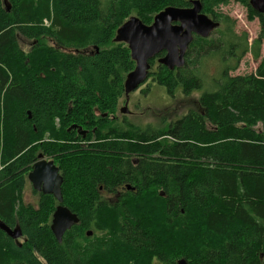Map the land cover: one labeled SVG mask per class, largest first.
<instances>
[{
	"label": "trees",
	"instance_id": "trees-1",
	"mask_svg": "<svg viewBox=\"0 0 264 264\" xmlns=\"http://www.w3.org/2000/svg\"><path fill=\"white\" fill-rule=\"evenodd\" d=\"M190 1L8 0V11L0 0V221L24 239L0 229V264H264V58L254 74L231 75L264 47V15L249 0L252 43L213 10L229 0H201L218 37L195 36L181 69L150 61L154 83L172 98L200 92L196 106L161 127L112 119L135 68L118 28ZM210 58L221 71L209 87ZM39 155L59 168L80 219L61 244L54 197L23 201Z\"/></svg>",
	"mask_w": 264,
	"mask_h": 264
},
{
	"label": "water",
	"instance_id": "water-1",
	"mask_svg": "<svg viewBox=\"0 0 264 264\" xmlns=\"http://www.w3.org/2000/svg\"><path fill=\"white\" fill-rule=\"evenodd\" d=\"M10 11L8 0H3ZM251 8L258 14L264 15V0H249ZM190 7L179 8L169 6L158 13L151 25L144 24L138 17H130L116 32L115 43H124L128 46L135 68L125 80L124 89L126 104L121 113L127 115L130 95L136 91L149 77L151 70L150 61L158 55V63L170 71L181 69L185 66V56L195 36L207 39L221 26L220 22L209 18L203 13L201 0H191ZM77 126H72L76 129ZM82 130V129H81ZM79 130L83 136L85 133ZM28 181L34 191L52 195L57 202L51 222V231L58 243H62L66 232L78 225L80 219L64 205L62 186L64 178L53 160H47L39 155L29 173ZM128 190H134L130 185ZM0 229L14 239L19 246L23 236L19 226L11 229L0 221ZM92 232H88L90 237ZM178 264H187L184 259Z\"/></svg>",
	"mask_w": 264,
	"mask_h": 264
},
{
	"label": "rangeland",
	"instance_id": "rangeland-1",
	"mask_svg": "<svg viewBox=\"0 0 264 264\" xmlns=\"http://www.w3.org/2000/svg\"><path fill=\"white\" fill-rule=\"evenodd\" d=\"M213 10L221 15L228 16L229 18H231L232 21H235V31L239 34L246 32L249 36L250 43H252L259 36V19L254 18L251 20L249 18V7L241 0H229L226 4L216 5L215 7H213ZM208 17L213 19V17L211 16ZM45 24H47V21H45ZM212 37L217 38L218 34L214 32V34H212ZM22 46L26 51H28L30 43L27 42L26 45L22 44ZM263 58L264 47H262L261 59L259 61H255L250 53L247 54L241 61L238 69L232 72L231 75L245 76L254 74L257 71V68ZM203 71H205L209 78H205L209 87L211 85H214L213 81L210 79L215 77L216 75H219L221 71L220 62L211 58L207 59L204 64ZM200 94V92H195L191 96L186 97L181 94L180 90H178V92H176L175 97L172 98L168 95L166 88L157 85L152 81V78L148 77L146 82L143 83L137 89V91L133 92L130 96L131 102L128 106V109L132 114H127L126 116H123L120 113V110L125 106V96H123L118 101L117 109L114 115L118 118L117 121L119 123H127L133 125L137 124L141 126L150 124L155 127H161V120L163 118H167L168 121H174L175 119L180 118L182 115L187 113L190 108L196 106ZM57 125L58 124H56V126ZM157 191L161 195V190L157 189ZM23 201L24 204L32 205L36 208L39 207V203L41 202V197L39 193L36 192L35 194L29 181L24 191ZM156 219L158 218L156 217ZM157 221H159V219ZM21 242H23L22 239ZM138 257H133L131 259L129 257L128 261L132 260V262H135Z\"/></svg>",
	"mask_w": 264,
	"mask_h": 264
},
{
	"label": "flooded vegetation",
	"instance_id": "flooded-vegetation-1",
	"mask_svg": "<svg viewBox=\"0 0 264 264\" xmlns=\"http://www.w3.org/2000/svg\"><path fill=\"white\" fill-rule=\"evenodd\" d=\"M190 48V47H189ZM162 56H164V53H162V54H160V55H158L156 58H154L155 60H157V63H158V59L159 58H161ZM159 64V63H158ZM160 65V64H159ZM177 70V69H176ZM137 91V90H136ZM135 92V91H134ZM124 96H125V94H124ZM131 96V95H130ZM130 102H131V99L129 100V103H128V106H129V104H130ZM125 104H126V97H125ZM129 110V109H128ZM120 113H121V110H120ZM122 114V113H121ZM129 114H132L131 112L129 113ZM128 114V115H129ZM123 116H126V115H124V114H122ZM104 116H106V115H104ZM112 119H115L116 121L118 120V118L115 116V115H113L112 116ZM74 129V128H73ZM77 130H76V133L78 134V135H81L83 138H88L89 137V133H90V131L91 130H89V129H87V128H84V129H78V128H76ZM79 130H81V131H83L84 133H85V135L83 136L81 133H79ZM95 130V129H94ZM93 130V131H94ZM87 147H89V146H87ZM83 149H89V148H83ZM45 159H47V158H45ZM30 183V182H29ZM32 186V185H31ZM36 192V191H35ZM38 193V192H37ZM39 194H41V193H39Z\"/></svg>",
	"mask_w": 264,
	"mask_h": 264
},
{
	"label": "bare ground",
	"instance_id": "bare-ground-1",
	"mask_svg": "<svg viewBox=\"0 0 264 264\" xmlns=\"http://www.w3.org/2000/svg\"><path fill=\"white\" fill-rule=\"evenodd\" d=\"M14 229V228H13ZM4 232V231H3ZM5 233V232H4ZM6 234V233H5ZM14 240V239H13ZM22 240H24V239H22Z\"/></svg>",
	"mask_w": 264,
	"mask_h": 264
}]
</instances>
